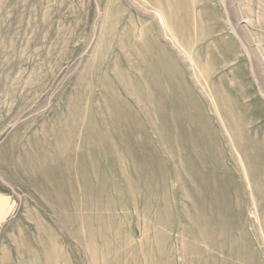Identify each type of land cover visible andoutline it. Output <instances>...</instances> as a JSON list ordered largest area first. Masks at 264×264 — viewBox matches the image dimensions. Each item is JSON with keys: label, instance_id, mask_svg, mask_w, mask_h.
Wrapping results in <instances>:
<instances>
[{"label": "rangeland", "instance_id": "rangeland-1", "mask_svg": "<svg viewBox=\"0 0 264 264\" xmlns=\"http://www.w3.org/2000/svg\"><path fill=\"white\" fill-rule=\"evenodd\" d=\"M0 264H264V0H0Z\"/></svg>", "mask_w": 264, "mask_h": 264}]
</instances>
